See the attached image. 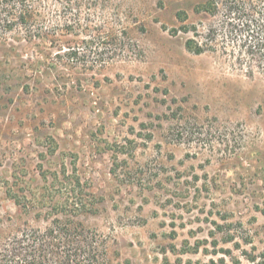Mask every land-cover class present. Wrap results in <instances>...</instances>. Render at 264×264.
<instances>
[{"label":"rangeland","instance_id":"rangeland-1","mask_svg":"<svg viewBox=\"0 0 264 264\" xmlns=\"http://www.w3.org/2000/svg\"><path fill=\"white\" fill-rule=\"evenodd\" d=\"M205 1L0 0V243L59 218L91 264H264V61Z\"/></svg>","mask_w":264,"mask_h":264},{"label":"trees","instance_id":"trees-1","mask_svg":"<svg viewBox=\"0 0 264 264\" xmlns=\"http://www.w3.org/2000/svg\"><path fill=\"white\" fill-rule=\"evenodd\" d=\"M221 5L230 19V32L239 38L245 34L246 52L257 54L264 61V2L206 0L197 9L215 14ZM203 44L194 39L186 41V47L194 53L203 52ZM69 223L58 218L44 229L19 230L0 243V264H91L86 257L90 253L89 248L78 243L85 240L83 226ZM75 231L83 239H74ZM74 240L79 244L78 248L71 245Z\"/></svg>","mask_w":264,"mask_h":264}]
</instances>
